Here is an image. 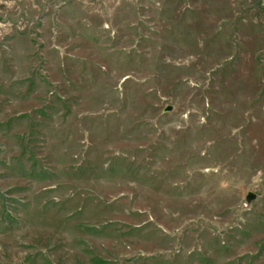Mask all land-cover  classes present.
<instances>
[{"label": "rangeland", "instance_id": "1", "mask_svg": "<svg viewBox=\"0 0 264 264\" xmlns=\"http://www.w3.org/2000/svg\"><path fill=\"white\" fill-rule=\"evenodd\" d=\"M0 264H264V0H0Z\"/></svg>", "mask_w": 264, "mask_h": 264}]
</instances>
